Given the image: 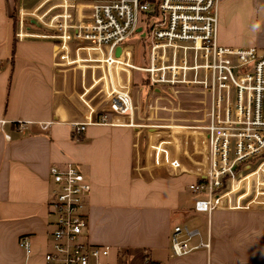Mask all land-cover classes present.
I'll return each instance as SVG.
<instances>
[{
    "label": "crops",
    "instance_id": "1",
    "mask_svg": "<svg viewBox=\"0 0 264 264\" xmlns=\"http://www.w3.org/2000/svg\"><path fill=\"white\" fill-rule=\"evenodd\" d=\"M44 1L0 0V264H46L54 230L50 169L66 164L91 184L87 241L109 247L110 263L125 254L128 264H264V178L257 186V175L246 174L251 163L234 183L238 196L205 215L194 210L198 197L189 190L198 178L167 166L146 168L144 126L89 125L75 133L73 124L87 122L90 109L99 114L107 107L87 98L81 73L58 61L53 41L16 40L19 10ZM219 9L220 47L264 53V0H220ZM198 216H206V229ZM180 225L199 232L194 245L201 239L210 249L174 256L171 239Z\"/></svg>",
    "mask_w": 264,
    "mask_h": 264
},
{
    "label": "built area",
    "instance_id": "2",
    "mask_svg": "<svg viewBox=\"0 0 264 264\" xmlns=\"http://www.w3.org/2000/svg\"><path fill=\"white\" fill-rule=\"evenodd\" d=\"M155 1L107 0L81 6L70 0H46L34 9L19 10L15 38L21 42L51 40L56 58L67 66L83 68V76L86 63L97 64L94 68L102 70L101 79L105 69L110 79L112 76L111 87L105 91L107 110L98 114L90 109L87 122L73 124L77 135L89 125L134 126L138 107L131 87L133 71L145 73L156 88H201L208 93L206 167L189 190L198 197L194 210L210 215L222 207L223 200L230 205L238 171L244 165L257 162L256 168L251 166L257 186L260 176L264 178V56L255 48L229 49L217 44L220 0H158L159 14L147 21L155 12ZM143 21L149 29L141 33L149 47L146 68L133 64L134 47L128 43ZM120 72L126 77L123 85ZM94 77L95 70L92 80L96 82ZM119 118H126V122ZM168 167L181 171L182 166L173 161ZM50 175L54 230L49 235L45 263L112 264L109 247L87 241L91 184L85 174L76 165L66 164L52 166ZM230 184V192L223 194ZM196 238H200L198 231L175 227L173 255L184 257L210 249L209 241L200 239L194 245ZM21 247L28 250L29 244L24 240ZM117 264H128L127 255Z\"/></svg>",
    "mask_w": 264,
    "mask_h": 264
},
{
    "label": "rangeland",
    "instance_id": "3",
    "mask_svg": "<svg viewBox=\"0 0 264 264\" xmlns=\"http://www.w3.org/2000/svg\"><path fill=\"white\" fill-rule=\"evenodd\" d=\"M141 27L146 31V23L144 21L141 23ZM141 35L143 34H134L128 40V43L134 47L133 64L146 68L148 66L149 47L141 43ZM258 54L261 57L264 56V53L258 52ZM61 63L65 64L64 62ZM84 64H81V66H84ZM96 65L95 63H86L85 66L87 67L84 68L86 71L85 76L82 73L83 68H78L76 65L66 66L73 67L78 73H81L82 79L80 83L83 87V81H85V89H89L86 90V92L88 91L87 98L89 100L92 98L94 105L105 108V91L106 87H111L110 80L112 76L110 79L107 69H105V78L101 79L103 77L102 70L94 68ZM93 70H95L96 77L94 78L96 82L92 80ZM120 73L123 85L126 77H124V73ZM114 74L115 71L112 70V75L114 76ZM132 75V93H134V101L138 107L136 111L138 118L135 120V124L145 127L140 128L143 139V145L140 149L146 153V168L153 169L156 166L168 167L171 162L178 161L182 166L181 172L183 174H187L195 179L199 178V174L203 175L206 167L207 131L205 128L208 126V112L211 102L210 95L201 88H156L151 84L150 86L143 87L140 81L147 80L148 76L139 71H133ZM85 89H83L84 94L86 93ZM172 130L180 131L181 134L170 135ZM185 132L190 133V136L185 135ZM157 133L167 134L157 135ZM151 140L154 141V147L151 145ZM251 164L255 168L258 166L256 161H252ZM244 168L245 165L242 169L244 170ZM242 169L238 171L240 175H237V181L241 180L245 175ZM252 171L254 169H250L246 174H251ZM230 190L231 184L225 187L222 193L226 195ZM238 194V192L236 194L234 193L232 198L234 199V196L237 197ZM198 222L200 230L206 229V216H201V218L198 216ZM189 226L192 227L191 224Z\"/></svg>",
    "mask_w": 264,
    "mask_h": 264
},
{
    "label": "trees",
    "instance_id": "4",
    "mask_svg": "<svg viewBox=\"0 0 264 264\" xmlns=\"http://www.w3.org/2000/svg\"><path fill=\"white\" fill-rule=\"evenodd\" d=\"M156 3V8H155V12L153 15H148L147 16V21L150 20L152 18V16H157L159 14L158 12V8H157V4H158V0L155 1ZM146 23V22H145ZM149 32V29H148V26H146V31H144V33H148ZM141 43L142 44H145V46L147 47L148 46V42H147V39L146 38H143L142 35H141ZM141 82V85L146 87V86H150V82L148 80H142L140 81Z\"/></svg>",
    "mask_w": 264,
    "mask_h": 264
},
{
    "label": "water",
    "instance_id": "5",
    "mask_svg": "<svg viewBox=\"0 0 264 264\" xmlns=\"http://www.w3.org/2000/svg\"><path fill=\"white\" fill-rule=\"evenodd\" d=\"M142 30H143L142 28H139L137 33H142ZM119 52H120V49H118V53Z\"/></svg>",
    "mask_w": 264,
    "mask_h": 264
}]
</instances>
